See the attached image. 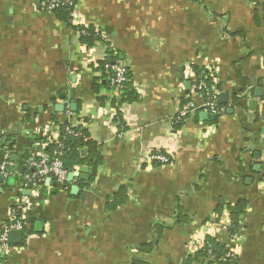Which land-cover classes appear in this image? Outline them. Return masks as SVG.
<instances>
[{
  "label": "crops",
  "instance_id": "1",
  "mask_svg": "<svg viewBox=\"0 0 264 264\" xmlns=\"http://www.w3.org/2000/svg\"><path fill=\"white\" fill-rule=\"evenodd\" d=\"M40 3L0 0V167L7 158L21 178L66 123L88 130L103 163L93 179L78 167L69 191L47 182L30 193L0 172V228L15 204L26 206L24 240L7 263L211 264L190 262L211 236L237 248V264H264V0H79L72 24L100 34L92 47ZM108 48L125 56L137 102L94 92L101 73L92 66ZM194 66L210 73L223 105L216 124L192 93ZM188 101L193 112L177 129ZM159 150L171 164H152ZM120 189L127 202L108 210ZM241 201L232 235L229 213L216 209ZM179 209L186 223L176 224ZM154 223L166 227L160 238Z\"/></svg>",
  "mask_w": 264,
  "mask_h": 264
},
{
  "label": "trees",
  "instance_id": "2",
  "mask_svg": "<svg viewBox=\"0 0 264 264\" xmlns=\"http://www.w3.org/2000/svg\"><path fill=\"white\" fill-rule=\"evenodd\" d=\"M73 8H62L60 10H57L53 12L52 14L55 16V18L67 25L71 30L77 32L80 34V41L83 44H86L88 47H92L96 42L101 41L102 38L100 37V34H98L94 28L89 27L85 28L83 26H74L72 24V14H73ZM125 56L123 54L117 53L111 48H108V52L106 57L99 61L96 65H93L95 71L101 73V83L98 78L94 82L93 90L97 95H100V92L102 90L106 91H115L112 86V79L114 78V73L111 72L110 67L113 63L117 61H121L124 63ZM194 72L198 75L199 81L205 84L206 90H202L200 93L203 94V96L208 99L210 94L213 93V84L212 79L210 78V73L206 70L200 69L199 67L194 66L193 67ZM209 76V77H207ZM127 79L128 81L120 88V92L122 93L121 99L119 100L118 104H124V103H135L138 101V95L134 91V87L132 84V75L127 68ZM104 97H99L100 102H104ZM234 103L237 105L239 103V99L235 98ZM223 108V105L218 104L219 111ZM119 117V115H118ZM210 123L216 124L219 119V114L211 117ZM120 119H118L119 121ZM121 121V120H120ZM119 121V122H120ZM176 122V128L179 129L182 127L184 119L182 120H175ZM121 125H123L121 123ZM73 127V128H71ZM122 127V130L125 128ZM68 129H72V131L75 133L74 136L69 135L67 133ZM59 143L62 145L60 148L59 144L52 143L45 147L44 151L46 154H48L51 158L57 157L59 154V159L63 163L64 169L68 173L74 172L78 167H88L92 170V179L96 176L98 168L103 163V156L100 152V146L91 139L90 134L88 130L80 127H74L69 124H61L59 125ZM37 142H44L43 138H37ZM87 150L88 155L87 157H84L82 151ZM154 166L159 167L161 164L158 162H152ZM26 173H32L31 171L27 170L22 172L21 178ZM18 178L16 176L9 177L8 186H15L16 184H20L22 182V179ZM72 183V182H71ZM70 182H66V184L62 187L66 191L70 190L71 186ZM56 191L58 190V187L55 186L54 188ZM128 197L126 195L125 189H120L118 193L114 196L112 201H108V210H116L120 205H123L127 202ZM247 208V202L241 201L234 205H219L216 209V213L218 215H221L224 210H226L231 218V226L229 228L230 233L233 235L238 232L240 224H241V218L244 215ZM188 217L184 215L183 211L181 209L177 212V218H176V224H182L186 223L188 221ZM154 231L157 233L158 238L163 234L166 227L157 223H154L152 225ZM157 245V241L151 244L143 245L140 248V252L144 254H151L153 253L155 247ZM227 247L221 246L214 238L211 236H207L205 239V245L204 248L200 251H197V253L191 257L190 262L199 260L201 258H209L212 257L213 261H211V264H237L238 258L236 260L227 259L225 262L221 261V259H224L227 254ZM132 264H150L149 262L134 259Z\"/></svg>",
  "mask_w": 264,
  "mask_h": 264
},
{
  "label": "built area",
  "instance_id": "3",
  "mask_svg": "<svg viewBox=\"0 0 264 264\" xmlns=\"http://www.w3.org/2000/svg\"><path fill=\"white\" fill-rule=\"evenodd\" d=\"M79 0H41V8L43 11L52 14L53 12L60 10L62 8H73V11L76 10ZM74 16V12L72 17ZM111 72L114 73V78L112 79V86L115 91H119L120 88L128 81L127 79V67L121 62L117 61L112 64L110 67ZM202 90H206L204 83H196L192 93H199ZM203 95V94H202ZM206 111L215 116L219 113L218 109V93L213 90V93L210 94L209 98L206 99ZM193 112V105L188 101L180 112L178 113V120L187 118ZM73 128V127H71ZM67 133L74 136L75 133L72 129H68ZM59 131L53 137L52 140H48L45 143H39V151L34 155L33 159L28 163L29 171L32 173H26L22 176V182L19 184L21 188L28 190L30 193H35L41 186H44L47 182L53 183L57 187H63L68 181L69 174L63 167L62 161L59 159L60 154L51 158L44 151L45 147L52 144H59L60 148L62 145L59 143ZM171 157L168 156L163 151L153 152L150 156L151 162H158L162 166L171 164ZM1 174L6 179L14 175L10 169V162L5 158L3 165L0 167ZM75 172V171H74ZM72 172V174H74ZM21 177V175H20ZM26 228V206L18 203L15 204L10 218L4 223L0 228V264H8L7 259L12 252V245L9 241V236L14 231H23ZM227 254L224 259L221 261L225 262L228 258L236 260L238 258V252L236 247H227ZM213 261L212 257L208 258Z\"/></svg>",
  "mask_w": 264,
  "mask_h": 264
},
{
  "label": "water",
  "instance_id": "4",
  "mask_svg": "<svg viewBox=\"0 0 264 264\" xmlns=\"http://www.w3.org/2000/svg\"><path fill=\"white\" fill-rule=\"evenodd\" d=\"M257 96H259V93H257ZM219 99H220V103L223 104V103H226L227 102L228 96L226 94H220ZM202 115H203L202 116L203 118H205V119L207 118V115L206 114H202ZM259 157L260 156L258 154L257 155V158H259ZM1 161H2V157L0 156V163H1ZM80 171H81V173H85L87 171V168L86 167H82ZM76 177H80V175L79 174H72V173H70L69 174V177H68V181L71 183V182L74 181V179ZM81 179L88 180V177L81 175ZM73 190L76 193L78 191V188L77 187H74ZM23 240H24V232L23 231H14L9 236V241H10L11 244H20V243L23 242Z\"/></svg>",
  "mask_w": 264,
  "mask_h": 264
}]
</instances>
